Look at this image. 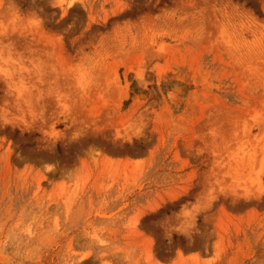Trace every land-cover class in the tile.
<instances>
[{"label": "rangeland", "instance_id": "obj_1", "mask_svg": "<svg viewBox=\"0 0 264 264\" xmlns=\"http://www.w3.org/2000/svg\"><path fill=\"white\" fill-rule=\"evenodd\" d=\"M0 264H264V0H0Z\"/></svg>", "mask_w": 264, "mask_h": 264}, {"label": "bare ground", "instance_id": "obj_2", "mask_svg": "<svg viewBox=\"0 0 264 264\" xmlns=\"http://www.w3.org/2000/svg\"><path fill=\"white\" fill-rule=\"evenodd\" d=\"M175 95V94H174Z\"/></svg>", "mask_w": 264, "mask_h": 264}]
</instances>
